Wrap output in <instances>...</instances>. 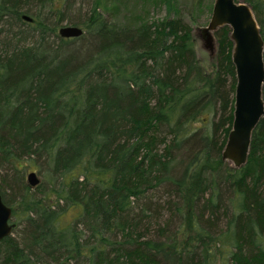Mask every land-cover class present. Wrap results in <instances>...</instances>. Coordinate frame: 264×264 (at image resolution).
Returning <instances> with one entry per match:
<instances>
[{"label": "trees", "instance_id": "obj_1", "mask_svg": "<svg viewBox=\"0 0 264 264\" xmlns=\"http://www.w3.org/2000/svg\"><path fill=\"white\" fill-rule=\"evenodd\" d=\"M243 1L264 41V0ZM115 10L0 0V195L14 224L0 264H264V120L242 166L221 155L228 26L206 68L181 16L127 24ZM64 23L82 33L60 36ZM30 167L48 185L26 183Z\"/></svg>", "mask_w": 264, "mask_h": 264}, {"label": "water", "instance_id": "obj_2", "mask_svg": "<svg viewBox=\"0 0 264 264\" xmlns=\"http://www.w3.org/2000/svg\"><path fill=\"white\" fill-rule=\"evenodd\" d=\"M23 18L31 21L26 15ZM222 25L228 26L233 42L231 61L236 84L232 125L221 155L232 166L240 167L246 162L254 128L260 119L264 120V41L251 6L243 0L213 1L209 23L203 29L207 43ZM81 33L82 29L75 25L58 28V34L64 38ZM37 182L36 173L29 172L27 183L34 187ZM11 219L12 210L0 195V240L11 234L14 227Z\"/></svg>", "mask_w": 264, "mask_h": 264}, {"label": "rangeland", "instance_id": "obj_3", "mask_svg": "<svg viewBox=\"0 0 264 264\" xmlns=\"http://www.w3.org/2000/svg\"><path fill=\"white\" fill-rule=\"evenodd\" d=\"M92 1V0H91ZM108 8L116 7L117 20L132 24L140 19H162L166 17L181 16L193 27L196 54L201 64L209 68L214 63L216 43L214 36L207 43L203 29L208 25L214 0H100ZM154 2L157 4L155 5ZM85 3V2H84ZM79 3L76 4L78 6ZM115 10V11H116ZM143 17V18H142ZM133 18L135 20H133ZM63 25H66L64 23ZM58 31V30H57ZM264 99V92H263ZM231 165V163L229 162ZM232 166V165H231ZM34 171L38 182L36 185H48L44 177L34 167L24 171L25 182L27 175ZM35 185V186H36ZM70 217V214L67 216Z\"/></svg>", "mask_w": 264, "mask_h": 264}]
</instances>
